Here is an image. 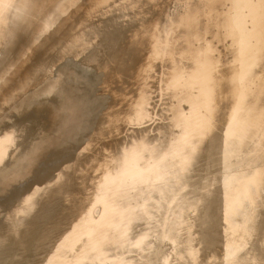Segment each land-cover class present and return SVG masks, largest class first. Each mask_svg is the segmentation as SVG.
Segmentation results:
<instances>
[{
  "label": "bare ground",
  "instance_id": "obj_1",
  "mask_svg": "<svg viewBox=\"0 0 264 264\" xmlns=\"http://www.w3.org/2000/svg\"><path fill=\"white\" fill-rule=\"evenodd\" d=\"M20 1L2 0L0 7L15 8ZM172 1L46 0L35 24H20L16 32L11 25L0 24L5 40L0 62V135H4L0 145L7 146L0 149V180L19 166L27 154H32V147L41 145L46 138L41 116L34 108L44 105L41 99L47 91L46 95L56 94L59 100L64 97L65 112L70 108L63 123H55V132L59 134L66 128L75 143L79 141L84 120L93 112L90 109L92 103L97 102H93L89 94L91 90L88 91L92 89L94 79L74 80L78 79L73 77L76 71L71 66L75 59L69 56L97 65L104 72L102 85L108 93H104V110L94 121L91 119L90 136L75 157L63 159V163L49 173L50 176L35 182V186L25 185L4 197L7 201L14 199L18 191L22 192L15 211L8 215L10 218L5 224L0 223V264H137L142 259H153L151 264H159L158 240L153 242L150 235L144 239L147 235L144 233H151L160 226L171 242L175 229L178 234L181 226L188 222L190 201L187 205L184 202L189 198L185 193L186 178L194 171L203 177L202 183L196 185L201 188V197L195 220L205 222V234H209V238L220 235L222 221H217L218 211L224 204L220 207L221 201L216 195L213 197L221 183L212 173L222 167L227 154L226 147L220 144L218 130L226 108L224 94L230 96L231 89L240 104L239 119L245 117L243 130L236 133L235 142H231L230 155L235 157V147V153L246 158L249 150H254L259 131L264 130V0L241 1L251 23L250 35L241 37V43L226 36L242 27L236 22L241 17L235 9L236 1L232 3L234 13L229 18L220 0H197L196 4L192 2L195 6L184 4L185 9H171L175 4ZM166 2L164 9L153 7V4ZM249 9L254 10L249 13ZM175 11L178 12L175 14ZM204 20V31L210 39L208 54L203 53L199 42ZM226 22H231L234 27L226 28ZM13 34L14 38H11ZM217 46L222 50L229 46L233 53L247 54L248 63L244 66L240 59L234 65H226L222 57L216 56ZM202 57L208 67L204 79L208 95L206 136L209 144L201 151L197 147L187 150L190 134L186 131H189L190 123L186 124L180 114L179 101L183 96L184 100L187 98L188 84L198 78ZM64 58V63H69L66 78L71 80L70 87H64L66 92L60 78H55L53 83L54 79L44 81L47 73H54L49 71L57 74V64ZM62 64L63 61L59 63ZM240 65L250 73H244L247 75L245 81L251 76L250 82L242 85L247 86L245 91L238 85L242 74H238ZM65 81L62 82H68ZM233 81L237 82L235 88ZM40 83L44 87H38ZM164 86L162 99L165 100L161 101L160 89ZM30 89L32 93L34 89L37 91L30 94ZM51 89L57 91L52 93ZM104 94L102 91L101 95ZM101 95L93 96L100 98ZM192 125L202 124L194 121ZM248 166H253L260 183V213L252 218L253 227L256 226L258 232L254 233V229L245 234L233 230L228 234L233 252L225 264L264 261V246L258 247L255 257H251L248 250L243 253L250 242L248 239L252 240L253 236L256 245L257 236L264 235V139L262 148ZM172 193H177L174 197L178 198L157 210L154 199H171ZM232 193L241 197V187L233 188ZM131 202L136 205L130 211L128 204ZM103 209L110 211L104 212L100 218L88 216ZM163 212H166L164 216H157ZM50 214L53 215L47 221L28 224L25 219ZM15 215L24 218L9 222ZM225 216L224 231L226 222H234L236 217L232 213ZM46 248L54 249L56 256L43 259ZM110 249L115 250L114 255L110 254ZM190 251L184 257L187 263L189 259L196 260L190 256ZM198 251L197 248L195 253Z\"/></svg>",
  "mask_w": 264,
  "mask_h": 264
},
{
  "label": "rangeland",
  "instance_id": "obj_2",
  "mask_svg": "<svg viewBox=\"0 0 264 264\" xmlns=\"http://www.w3.org/2000/svg\"><path fill=\"white\" fill-rule=\"evenodd\" d=\"M1 1L2 0H0V2ZM169 1L171 2V0H167V2H169ZM189 1L190 2H188L186 0V2H188V3H184L185 2L184 0H182V1L181 0H177V1L174 0V2L172 1V4L173 3H175V4H174V6L172 5L173 8H171V9H175V8L176 9H182V8L185 9L187 6L191 7L194 4H196L197 0H195V1L189 0ZM221 1L223 2L224 7H226V10L228 13V18L232 15V13H234V9L232 8L233 1L237 2V7L235 9H237V13H239V16H241V17H240V19H236V22L241 24L242 27L236 28L237 29L236 31L233 30L231 33V36H230V33L228 32L226 34V36L228 39L235 38V42L241 43V40H240L241 37H246V35H250V31H251V29L249 27V24H251V23H249L250 17L248 18V12L246 11V9H243L245 7L244 3L241 2L242 0H220V2ZM20 2H21V4H20ZM20 2L16 3L15 8L9 9L10 8L9 6L4 7V8L2 6L0 7V24H3L6 27L7 26L10 27V25H11L15 31L19 28L20 24H22V25L29 24L30 25V24H35V22L38 21L39 14L42 12V10L44 8V3L46 2V0H21ZM167 2L166 3H160V5L153 4L154 5L153 7H154V9H157V10L162 9L159 7H163V9H164V7H166L165 5H167ZM180 2H182L183 4ZM192 2L193 3L195 2V3L193 4ZM22 3H24V4H22ZM176 3H177V5H179V7L182 5L183 6L179 8L176 5ZM163 4H165V5L163 6ZM184 4H188V5L186 6ZM156 6H158V7H156ZM252 10H254V9H252ZM252 10L249 9V13H251ZM177 12L178 11H175V14ZM231 24H232L231 22L230 23L226 22V28L228 27L229 29H231L232 27H234V25H231ZM204 25H205V20H204V24L202 25V33H201L202 37L199 40V42H201V50H203V53L207 52V54H208V48L210 47V42H209L210 39L207 37V34H205ZM6 29H8V28H6ZM10 31L12 32L13 30H10ZM2 32L3 31L1 30V32H0V50H1L0 62H1V59L3 58V54H2L3 44L2 43L5 42V40L2 36ZM237 34H238V36H240L239 38H237V36H236ZM11 38H14V34H13V36H11ZM228 47L229 46H227V50H222L219 46H217V53H216V56H220L223 58V62L226 65H228V66L234 65L235 63H237V61L240 62V59H242L241 62L243 65L245 63H248L249 56L247 54H245V53L244 54L233 53L230 51V49ZM68 56L69 55L66 56L67 60L69 59ZM69 57H71L72 59H75L74 61L71 60V61H73L71 63V66L74 69V71H76V72H74L73 77H75V76L78 77V79L73 78L74 80H78L79 82H82V81L89 79V78H91V81L94 79L95 82L94 81L91 82L92 86L90 88H92V89H89L88 91L91 90L89 94L91 95L92 100L93 99L95 100V101L93 100V102L94 103L97 102L96 103L97 105L96 104L93 105V103H92L93 108L90 107V109H92L91 111H93V112L89 118L86 117V120H84L82 135H80L82 137L79 136L78 137L79 141H77L75 143V141L72 138V134L70 133V135H69V133H67V130H65L66 128L63 129L59 134L57 133L58 131L55 132V128H56L55 123H57V119H56L57 116L59 115L60 119L62 121H64V118H65L64 116H65L66 112L68 113L70 111V108H69V110H67L65 112L66 104L63 103L64 97H62L63 100H62V98H61V100H59V98L57 99L58 96L56 94L46 95L48 93V91L46 93H43V96H42L43 98L41 100L42 101L44 100L43 102H45L44 107L46 108V110H44V111H47V112L49 111L52 113L50 115V117H49V115L47 116V119H45L46 123H44L43 127H42L43 131H44V135H45L44 138L45 137L46 138L43 139V142L41 143L42 146L39 145L36 147L35 146L32 147V152H31L32 154H30V155L27 154V156L24 158L23 162H21V164L19 166H17L14 170H12L10 173H8V175H7L8 177L4 176L0 180V190H1V192H0V203L4 202V204H5V205L3 204L2 206L0 205V223L5 222L9 217L8 215L10 213L12 214L15 211V208L19 203V199L22 196V195H20L22 192L18 191L17 194L15 195L14 199H10V200L7 199V201H10L11 203L7 202L5 198L11 192L14 191V193H15V191H17L18 189H20V190L23 189L25 185L30 184V185L35 186V184L38 181H41L42 179H44L47 176H50L49 173L51 174L53 172L52 170L55 169V166L61 165L63 163V161H62L63 159L64 160H65V158L70 159V158H72V156L75 157V155L78 153V150H80V148L82 149V147H84L83 145L86 144V142L88 140L87 137L89 138V136H90V132L88 129L91 128V123H92L91 121L93 119L95 120L97 117H99V115H100L99 113H101V111L104 110L102 107L104 106L103 102L106 98L105 94L107 92L103 88L99 89L100 86L104 87V85H102L104 83V81H102V79L104 80V72L101 69H100L101 70L100 71L99 68L97 67V65L95 66L94 63H93L94 65L92 63H86V62L83 63L84 60L81 61L79 59L82 62L81 63L79 60H77V58H75L73 56H69ZM64 59L65 60H62L63 61L62 65H59V63H62V61H60L57 64L58 66L56 65L58 68V70H56V72L58 71L57 74H55V71H52V70L49 71V73L50 72H54V73H50V74L47 73V75L44 77V81L46 82L47 78H49L48 80L54 79L53 81L51 80L53 83L55 81V78L57 80L60 78L61 79L60 83L63 86L62 89L66 92L67 90L64 89V87L65 88H67V86L70 87V81L71 80L68 81V79L66 78L68 76L65 73V70H67L66 65L69 63H64V61H66V58H64ZM74 62H75V65L78 67V69H76L77 67H75ZM85 63H86V65H84ZM87 66H90V67H87ZM244 66H246V65H244ZM244 66L240 65L238 68V74L242 73V74H240V83L241 84L238 82L239 86H242L243 84L250 82L249 80H251V76H248V80L245 81V79H247L246 78L247 75H244V73L246 74L247 73L246 71H248V70L245 69ZM63 67L65 69H63ZM82 69H84L85 71ZM78 70L80 72H77ZM83 71H84V73H83ZM58 73H60L61 75L60 74L58 75ZM89 73H90V75H88ZM207 73H208L207 61H205L204 58L202 57L201 63H200L199 76L197 75L198 78L195 79V81H193L192 84H190V83L188 84V87H189L188 92L189 93H188L187 98L184 100L185 96H183L179 101V104H181L179 112L185 118L186 124L190 123V125L188 127L189 131H186L190 134V136H189L190 139L188 140L187 145H186L187 150H190L193 147H197L201 151L202 148L204 149L205 145L209 144L208 143L209 142L208 136H206V133L208 131V111H207V109H208V95H207V91H206V79H204V78H206ZM79 74H81V75H79ZM93 74H96V76ZM83 75H84V77H82ZM85 75L87 76V78L85 77ZM249 75H250V73H249ZM63 79H64V81L67 79L66 81H68L69 83L65 81L66 83L64 84V82H62ZM252 81L254 82L255 80L252 78ZM45 82H44V85L46 84ZM60 83L58 85H60ZM67 83L69 85H67ZM236 83H237L236 81H233V83H232V85H234L233 86L234 88L237 87ZM38 85H37L38 87H40V86H41V88L44 87L43 83H40ZM73 86H75V85L73 84ZM38 87H36V88L38 89ZM246 87L242 86L241 88L243 91H245ZM33 88H35V87H33ZM161 88H164V89H160V96H161L160 100L164 97V96L162 97V95L163 94L165 95V86L161 87ZM37 89H34L35 91L33 90V93L36 92ZM62 89L60 91H63ZM101 90L103 91V94L105 93L103 96L101 95L102 94ZM51 91H52V93H54L57 90L51 89ZM51 91H49V93ZM97 91H99V93ZM91 92H94V94ZM31 93H32V89H30V94ZM95 94L98 96L101 95L102 97L99 98L97 96L96 97L93 96ZM51 95H52V97H51ZM62 95L64 96V93ZM69 95H71V94H69ZM107 95H108V93H107ZM226 95L224 94V103H223L226 105V108L224 110L225 111L224 116H223V118L219 124L218 130H219V135H220V144H221V146L226 147L227 154H226V159H224L225 161L222 164V167L219 170H215L212 173L213 176L217 177L221 183L220 187L217 188L215 190V192L213 193V197L216 195L217 198L221 201L220 207L222 204H224L218 211L219 214H218V220L217 221L219 222L220 219L222 221V225H221L220 230H219L220 235L216 238H209L211 236L209 234H205V231H207L205 222L202 219H198V218H197V220H195V216H196V213H197L198 208H199L198 205H199V201H200V197H201V191H200L201 188H197L196 185L198 183H202L203 177L199 176L200 174L196 173L195 171L190 172L189 174H187V178H186L187 188L185 191V193H187L189 198H188V201H184L186 205L189 204V201H190L189 213L187 214V216L189 215L188 216V222L184 223L181 226L180 230H179V228H177V231L179 230L178 234H176V229H175V235H173V239L171 242H168V240L166 239L167 236H166V234H164L160 230V226L157 227L155 229V231H153L151 233H147V232L144 233V234H147L144 239H148V237L150 235L152 237L153 242H154V239H156V242L158 240L156 252H158V255H157L158 259L161 258V260L159 261V264H222V263L225 264L227 261H229V257H231L230 255L233 252V244H232L231 239L229 238L228 234L233 232V230L235 232L236 231H242L245 234L250 233L254 229H255L254 233L258 232V230H256V226L253 227L252 218L255 214L257 215L258 213H260L259 212V209H260L259 208V199H260L259 192H260V189L258 188L260 186V183L257 181L258 176H257L256 172L254 171L253 166L252 167L248 166V163L252 162V159L255 158L256 152L258 150H260L263 146L264 130L259 131V133H258L259 137H258V140L255 142L254 150L252 152V150L250 149L248 156L246 158H243V156H241V155L238 156L235 153V147H234L235 157L233 155H230V151L232 148L231 142L234 143L235 142V140H234L235 134L240 133L243 130V128H244L243 125H245V122H244L245 117H243L241 114V117H243V118H240L242 120L239 119V117H240L239 110L240 109L238 107L240 104H239V102L236 101V99L232 95L231 89H230V96L228 94H226ZM40 98H41V96H40ZM47 98H50V100ZM45 99H47L48 101ZM225 99H226V101H225ZM162 100L164 101L165 98ZM57 103H58V105H57ZM98 103H100V105ZM62 104L64 107H61ZM50 105H52V107H50ZM53 105H55V107ZM59 105H60V107H58ZM34 107H36V105H34L33 108ZM99 108H101V109H99ZM54 110L56 111V113H54L55 112ZM91 111H90V113H91ZM233 114H234V116H233ZM235 118H236V120L239 119L238 122L236 120H234ZM194 121H200V125L201 124L202 125L195 127L192 125V122H194ZM240 121L242 122V124L239 123ZM234 122H235V124H238V123L239 124L234 125L233 124ZM232 129H234V130H232ZM86 132H89V134L87 133L88 134L87 135ZM52 133L53 134L56 133L55 134L56 137L58 134V139H56V137L54 138V135ZM49 134H51V137L49 136ZM60 134H61V136H60ZM85 137H86V139H85ZM51 138L54 140H52ZM55 139L57 140V142L55 141ZM78 142H80V143H78ZM39 144H40V142H39ZM47 146H49V147L46 148ZM183 148L186 149L184 145H183ZM200 154H201V152H200ZM195 155H197V154H195ZM6 180H9V181L5 182ZM8 183H9V185H6ZM239 186L241 187V194L242 195H241V197L238 198V195L235 196L232 193V189L237 188ZM147 194L148 193L146 192L145 195H147ZM176 195H177V193H172L171 197H169L171 199H162L163 197L155 198L154 203L156 204V209L161 210L162 208H164L168 204V202L177 199L178 197H174ZM5 201L7 202V204ZM128 205H129L130 211H131L134 209L136 202H131ZM108 211H110V210H108V209H103L101 211L95 210L92 213H90V215L88 214V216L93 217L96 215L97 218H100L103 216L104 212L107 213ZM227 213H229V214L232 213L236 217L234 218V222L232 220H231L232 222L231 221L226 222L227 225H226V229L224 231V219H225V217H226L225 215H227ZM53 214H55V213H53ZM53 214L41 215V216L25 218V219H28V221H27L28 224H32V223L40 222L42 220L47 221L48 219L51 218V216ZM165 214H166V212H163L157 216L162 217ZM21 218H24V217H18L15 215V218H12L9 222L21 220ZM146 221H150V220H145V222ZM11 224L14 226V223H11ZM11 224H7V226H9ZM0 225H2V224H0ZM148 230H150V229H148ZM197 239H199V241ZM248 240L250 242L247 245V248L243 249V253L248 250L251 253V257H253V256L255 257V255L258 254V250L260 249L258 247L264 246V235H263V237H261L260 235L257 236L256 245H254L255 242H253L254 241L253 236H252L253 241L251 239H248ZM258 240H261V241H258ZM197 248L200 251H198L196 254L195 250ZM191 249H192V251H190ZM189 251H190V256L192 255V256L196 257V260H191L188 258L189 263H187L188 261L184 257L186 256L187 253H189ZM109 252L111 255L115 254L114 249H110ZM201 255H202V257H201ZM55 256H56V253H55L54 249L46 248L43 259H51V258H54ZM152 262H153V259H148V260L142 259V262L137 263V264H151ZM239 262H241V261H239ZM154 264H157V263L155 262ZM237 264H248V263H237ZM256 264H264V261H262V259L260 261L258 260Z\"/></svg>",
  "mask_w": 264,
  "mask_h": 264
},
{
  "label": "water",
  "instance_id": "obj_3",
  "mask_svg": "<svg viewBox=\"0 0 264 264\" xmlns=\"http://www.w3.org/2000/svg\"><path fill=\"white\" fill-rule=\"evenodd\" d=\"M104 89H105V87H104ZM34 110H36L37 112H38V114L41 116L40 117V119H41V121H42V123H41V125H43L44 123H46L45 122V119H47V116L49 115H51L52 113L51 112H47V111H44V110H46V108L44 107V105L42 104L41 106H37V108H34ZM58 117V119H57V124H58V122L60 121V122H62V120L60 119V117H59V115L57 116ZM63 123V122H62ZM65 123V122H64ZM66 125V124H65ZM2 136V137H1ZM4 135L3 134H1L0 135V144H1V142H2V140H3V137ZM58 138V137H57ZM2 147H4L3 149H5L7 146H1L0 145V149L2 148ZM1 151V150H0ZM70 160H72V159H70ZM71 162V161H70ZM69 164H71V163H69ZM68 167H70V165H68ZM5 222H7V220L5 221ZM5 222H4V224H5Z\"/></svg>",
  "mask_w": 264,
  "mask_h": 264
}]
</instances>
